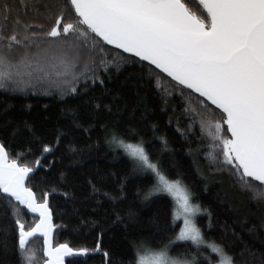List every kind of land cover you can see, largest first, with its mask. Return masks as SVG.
<instances>
[{"label":"snow or ice","instance_id":"obj_1","mask_svg":"<svg viewBox=\"0 0 264 264\" xmlns=\"http://www.w3.org/2000/svg\"><path fill=\"white\" fill-rule=\"evenodd\" d=\"M32 97L59 101L55 116L45 103L38 125L23 103ZM150 103L175 122L180 149ZM101 149L126 166L117 189L105 186L114 173L87 168ZM183 149L195 177L177 159ZM133 181L139 206L164 209L163 220L122 207ZM57 196L71 206L67 223L55 222ZM214 209L229 217L218 238ZM58 228L94 243L54 244ZM97 256L264 264V0H0V264Z\"/></svg>","mask_w":264,"mask_h":264},{"label":"trees","instance_id":"obj_2","mask_svg":"<svg viewBox=\"0 0 264 264\" xmlns=\"http://www.w3.org/2000/svg\"><path fill=\"white\" fill-rule=\"evenodd\" d=\"M23 103H31L33 105L30 118L35 119L37 121V124L39 125L40 118L43 115V105L47 103L50 109L49 114L55 116V114L58 111L57 105L59 101L50 97H32L28 100H24ZM150 108L152 109L150 119L155 120L159 124L161 133L167 135L170 145L177 149H180L181 146L184 144V141L180 139L179 134L175 131V122L170 126L168 124V115L160 112L159 106L156 105L155 103H150ZM13 115L17 119L21 118L24 115V113L20 111V102H17L16 108L13 110ZM48 138L49 139L52 138L51 124L49 125L48 128ZM145 140L148 142L149 150L152 151L154 155H156L157 150L160 148V143L152 136L151 131L145 130ZM152 145L156 146L155 149L152 148ZM186 153H187L186 149L177 152V159L180 162V164L183 167L188 168L191 171L192 176L195 177V166L192 165V158L189 157ZM202 159L203 158L201 157V160ZM86 165L87 168L93 172L98 168L102 173H114L115 175H113L110 180L106 181L105 184L107 188H112V189L118 188V185L116 183V177L123 175L127 170L122 160H114L112 156L107 154L103 149H101L99 152L94 153L90 158H87ZM200 166L202 168L205 167L203 163ZM139 187H141L139 181H133L127 185L126 195L128 198L123 202L122 207L127 208L129 205H131L133 208L137 209L140 212L141 216L145 218L149 215L157 213L160 215L161 219L163 220L165 216L164 209H159L158 211L156 206H153L152 208H148V209L141 208L139 206L138 201L135 199V192ZM213 191H215V189H213ZM203 198L205 202L211 200V197L208 196L207 194H204ZM53 206L58 213L55 222L57 224L67 223L69 217L66 215H60V213L69 210L71 206L66 205L64 199L60 196H57V198L53 200ZM214 212H216L218 216L219 224L213 230V236L218 238L220 235V231H219L220 224H222L226 219H229V217L227 213L221 212L218 209H214ZM28 218L30 219V214ZM202 224H204L205 227L207 226L208 221L206 218L202 220ZM105 239L107 240L108 238ZM64 242H69L70 244L87 243L88 245H92L94 243V238L91 236L88 237L80 236L77 233L72 232L71 229L58 228L56 230V234H54L53 243L55 244V243H64ZM38 246H42V238H40L38 242ZM110 246L115 251H117V253H119L120 250L122 249L123 241L119 229H117V231L113 233V238L111 239ZM184 251H185L184 249H177L176 252H173V255H177V253ZM204 255L211 256L213 254H211L210 251L205 250ZM183 258H191V250H189L187 256ZM198 258L203 260L204 256ZM66 259H72V258H66ZM90 264H101L100 257L97 256L96 258L91 260Z\"/></svg>","mask_w":264,"mask_h":264}]
</instances>
